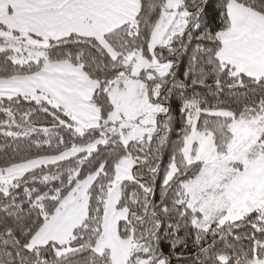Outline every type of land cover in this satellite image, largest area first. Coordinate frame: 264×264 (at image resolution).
<instances>
[{
  "label": "snow or ice",
  "instance_id": "obj_1",
  "mask_svg": "<svg viewBox=\"0 0 264 264\" xmlns=\"http://www.w3.org/2000/svg\"><path fill=\"white\" fill-rule=\"evenodd\" d=\"M0 135V264H264V0H0Z\"/></svg>",
  "mask_w": 264,
  "mask_h": 264
},
{
  "label": "trees",
  "instance_id": "obj_2",
  "mask_svg": "<svg viewBox=\"0 0 264 264\" xmlns=\"http://www.w3.org/2000/svg\"><path fill=\"white\" fill-rule=\"evenodd\" d=\"M194 47V46H193ZM192 56V51L189 50L188 52H185L177 61V63L174 66V72L176 75V79L177 81H183L185 78V73L189 68V60L190 57ZM212 81H208L209 85H212ZM190 84V81H189ZM206 92V90H205ZM192 93L189 91L188 95H191ZM204 94V93H202ZM209 95H211V93H208ZM44 120L43 118L41 119V123H43ZM180 129L177 127L176 129L173 130V132L170 134V146L169 148L165 149V151L163 153H161L162 155V160H161V167L163 168L164 166H166L167 162H168V157L170 155V151H171V146H174L176 144V142L178 141V134H179ZM3 140L2 135H0V141ZM33 151H35V149H33ZM42 152H46L48 151L47 147L41 149ZM160 194V189L157 187L156 188V198L158 199ZM181 235H183V233H181ZM210 242V241H209ZM195 251V249H193L191 247V240H189V249L185 250L183 253V257L187 258L188 260V264H191V256L192 253ZM175 259V258H174Z\"/></svg>",
  "mask_w": 264,
  "mask_h": 264
}]
</instances>
